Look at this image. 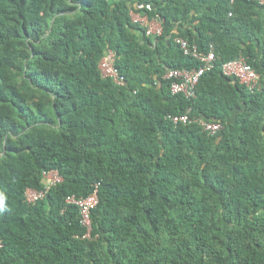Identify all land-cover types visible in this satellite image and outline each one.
<instances>
[{
	"label": "trees",
	"instance_id": "trees-1",
	"mask_svg": "<svg viewBox=\"0 0 264 264\" xmlns=\"http://www.w3.org/2000/svg\"><path fill=\"white\" fill-rule=\"evenodd\" d=\"M176 38L215 57L189 96L164 79L201 66ZM0 193V264H264V4L0 0ZM92 194L87 231L66 198Z\"/></svg>",
	"mask_w": 264,
	"mask_h": 264
},
{
	"label": "built area",
	"instance_id": "built-area-1",
	"mask_svg": "<svg viewBox=\"0 0 264 264\" xmlns=\"http://www.w3.org/2000/svg\"><path fill=\"white\" fill-rule=\"evenodd\" d=\"M257 1L260 4H264V0H250ZM140 9L141 6H138ZM131 20L135 23H140L142 26L147 27V33L152 35H160L162 32L161 26L155 21H149L146 17L141 16L139 13H131ZM175 43L179 45L180 50L183 55L192 57L196 61L200 62L201 66L198 70L186 71V70H169L164 76L165 80L171 81V93L177 94L182 93L186 96L191 95L193 87L197 84L200 76L213 68V63L215 61L213 51L208 53L199 52L198 47L194 43H189L182 38H176ZM114 54L108 51L107 55L102 58L99 63V70L103 77L110 78L117 86L124 85V79L119 74V72L114 67ZM223 72L225 75L235 76L241 84L246 85L249 90L254 89L257 84V75L253 70L243 61L227 63L223 67ZM173 122L175 124H186L190 123L187 115H182L179 117H173ZM204 131H208L210 134H214L220 129L217 124H208L205 122L200 123ZM42 178L45 184V191L27 189L24 196L28 202H36L42 200L45 192L49 191L51 188L56 187L62 182V178L56 171L43 172ZM68 204L74 205L79 208L81 215L82 225L89 231L90 220L89 213L97 205L98 199L96 194H92L86 198H76L75 196H68L66 198Z\"/></svg>",
	"mask_w": 264,
	"mask_h": 264
},
{
	"label": "clouds",
	"instance_id": "clouds-1",
	"mask_svg": "<svg viewBox=\"0 0 264 264\" xmlns=\"http://www.w3.org/2000/svg\"><path fill=\"white\" fill-rule=\"evenodd\" d=\"M5 200H6V197L2 193H0V213L6 210Z\"/></svg>",
	"mask_w": 264,
	"mask_h": 264
}]
</instances>
